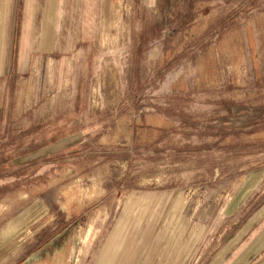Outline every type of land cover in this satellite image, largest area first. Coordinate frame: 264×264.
<instances>
[{
  "label": "rangeland",
  "instance_id": "1",
  "mask_svg": "<svg viewBox=\"0 0 264 264\" xmlns=\"http://www.w3.org/2000/svg\"><path fill=\"white\" fill-rule=\"evenodd\" d=\"M0 162V224L47 194L86 261L172 193L227 240L264 199L237 203L264 173V0H0Z\"/></svg>",
  "mask_w": 264,
  "mask_h": 264
},
{
  "label": "crops",
  "instance_id": "2",
  "mask_svg": "<svg viewBox=\"0 0 264 264\" xmlns=\"http://www.w3.org/2000/svg\"><path fill=\"white\" fill-rule=\"evenodd\" d=\"M29 34L28 29L24 30L20 71L27 67L28 49L32 45ZM28 158L33 159V156ZM34 162H25L27 170ZM2 163L0 187L8 186L9 181L17 185L16 177L7 179V168L2 167ZM40 166H43L41 161ZM263 177L262 172H252L247 176L245 184L250 186L246 190L243 186L240 199L237 194V203L251 194V197H264V192L257 193ZM47 181L40 178L41 186H45L41 189L48 188ZM150 197L149 202L153 199V196ZM188 200L186 193L170 194L159 215L149 207L150 203L137 210L132 207L120 210L116 215L119 219L113 222L115 227H111L113 230L108 231L105 240L93 248L86 261L77 245L79 243L75 248L73 242L70 245L72 236L69 235L64 242V232L70 222L66 226L62 220L58 222V209L49 202L47 194L40 193L39 197L23 205L0 224V264H55L58 258L63 264H264V199L252 209L245 224L237 227L227 240L212 242L214 246L210 250L207 226L192 219L197 212L187 207ZM237 203L229 205L230 213L238 210L240 205ZM206 212L199 209L198 216L204 217ZM73 219L71 217V225ZM68 246L72 250L70 254ZM126 248L129 251L124 252ZM105 250L109 252V257L101 262L104 257L98 256Z\"/></svg>",
  "mask_w": 264,
  "mask_h": 264
}]
</instances>
